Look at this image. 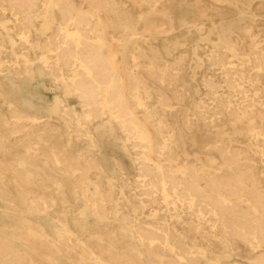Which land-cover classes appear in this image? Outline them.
I'll use <instances>...</instances> for the list:
<instances>
[{
	"label": "bare ground",
	"instance_id": "obj_1",
	"mask_svg": "<svg viewBox=\"0 0 264 264\" xmlns=\"http://www.w3.org/2000/svg\"><path fill=\"white\" fill-rule=\"evenodd\" d=\"M128 1L0 0V264H264V0L191 47L155 40L200 0Z\"/></svg>",
	"mask_w": 264,
	"mask_h": 264
},
{
	"label": "rangeland",
	"instance_id": "obj_2",
	"mask_svg": "<svg viewBox=\"0 0 264 264\" xmlns=\"http://www.w3.org/2000/svg\"><path fill=\"white\" fill-rule=\"evenodd\" d=\"M126 3V6L134 13V16H137L138 11L140 10L137 6H134L131 2H129L128 0H123ZM180 1L183 0H171V3H178ZM200 5L202 7L203 10H205L206 12V16L204 18V27H203V35H201V33L198 31V29H196L194 27V25L197 22V20L199 19L198 14L195 13L196 10L191 9V12L189 14H187L185 12L186 8H189L191 6V2L187 3L185 5V8L182 9L183 13H184V18L187 19V21H189L190 23V31H186L184 29V26H181L179 24H176V28L173 32L168 33V34H164L161 37L157 38V40H155L156 44L158 45H164L167 43H173V42H182V43H186L188 47H191L193 45H195L197 42H201V38H205L207 34H210L209 37L212 38V41H214L215 36L213 35L214 31H216L217 26L225 19H236L238 18V13H237V9L236 7H234V5H232L231 3H229L228 0H222L219 3L216 2H212L210 0H200ZM193 8V6H192ZM142 10H147V7L143 6L141 8ZM8 19L10 20L11 17L10 14L7 15ZM246 23L248 21H245ZM244 22V23H245ZM253 31H254V35L252 36L254 39L257 40L258 45H263L264 44V24L261 22H257L254 23V27H253ZM244 39L246 41H250V38H248L247 36L244 37ZM203 44H205L204 47H206L207 45H210V43L208 42H203ZM9 51V50H8ZM176 52V50H175ZM200 52V50H199ZM4 56L6 57L7 61L12 60V56L8 53H5ZM192 62V61H191ZM194 62V61H193ZM36 65H39V63H36ZM200 74H197L195 79L192 78V76L190 75V70L187 68V70H184L181 72V76L180 78H178V81L174 82V85H168V83H165L166 86H172L173 88H177V90L179 92H181L184 89V93H186L183 96L184 99V103L190 106H193V101L198 102L197 99L198 98V93H196L198 85H199V78H200ZM182 79L187 80V83L182 87L180 86V82ZM218 79H220L218 77ZM39 87V86H38ZM46 89V91H45ZM40 91H42L44 93V97H46V100L51 101L55 95V91L51 88V87H43L41 86ZM201 93V92H199ZM201 97H203L202 95H200ZM70 103H74L73 99H69ZM115 136L117 137V139L111 138V137H101L102 140V149L105 148V151H102L103 154L109 156V154L111 155L113 152H111L110 150H114L118 155L123 154L122 149H121V132L120 130L116 127L115 128ZM233 136V140L231 143L236 144V145H241V146H245L248 142V140L244 137V135H231ZM196 137L198 138V140L200 141V144L204 145L207 142H209V144L212 142L213 138L210 137L209 135H201L200 133H197ZM109 146L112 148H109ZM76 150L77 149H83L85 148V144L83 142H78L75 145ZM194 150H196V152H198L197 148H194ZM108 164H110L109 161H107ZM109 166V165H108ZM10 177V176H9ZM91 177L93 179H95V175H91ZM0 206H2V204H0ZM83 207L82 201L81 200H77L75 201V206L74 207H70L69 209L74 210V214L78 215L79 211L81 210V208ZM5 208L1 207L0 208V212H3ZM2 217H4L6 220H8L7 217H5L4 215H1ZM92 217V216H91ZM91 223L93 224V220L90 219ZM117 226H118V221L113 222L111 224H109V227L111 229H114L115 231L118 232L117 230ZM71 228L74 232H76L77 234H80L79 230H77L76 226L71 224ZM19 247L22 248H28L25 245H23L22 243H18ZM226 261H230L233 262L232 264H235L236 262L239 261L240 264H245L247 261L245 259H242L241 257L237 256V255H231L229 256Z\"/></svg>",
	"mask_w": 264,
	"mask_h": 264
}]
</instances>
